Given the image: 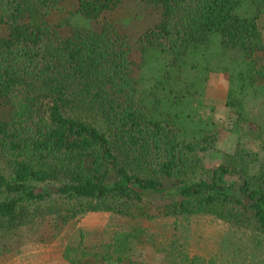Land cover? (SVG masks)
Wrapping results in <instances>:
<instances>
[{"label": "trees", "instance_id": "trees-1", "mask_svg": "<svg viewBox=\"0 0 264 264\" xmlns=\"http://www.w3.org/2000/svg\"><path fill=\"white\" fill-rule=\"evenodd\" d=\"M130 1L158 14L134 45L110 19ZM261 15L264 0H0V257L28 231L67 264H145L144 246L161 264H264V156L243 143L264 105ZM212 72L236 139L209 167ZM89 212L110 214L100 231L77 225Z\"/></svg>", "mask_w": 264, "mask_h": 264}, {"label": "rangeland", "instance_id": "rangeland-1", "mask_svg": "<svg viewBox=\"0 0 264 264\" xmlns=\"http://www.w3.org/2000/svg\"><path fill=\"white\" fill-rule=\"evenodd\" d=\"M243 11L241 13H245ZM117 28L126 34L131 43L137 42L139 33L147 26L154 24L158 20L157 10L150 4L140 1L125 2L110 16ZM259 27L264 34V15L258 19ZM226 75L220 72L209 74L205 88L204 100L207 104L214 106L213 120L221 127V134L217 141L216 149L203 153L202 159L206 166L213 167L221 161L223 152L233 148L236 136L228 132L231 120L234 118L231 111L225 106L227 92ZM253 123L246 127L247 134L243 139L246 147L259 150L264 156V105L256 108L253 112ZM110 214L89 212L77 221V225L85 230L100 231L104 228ZM34 235L24 231L17 248L9 252L5 257H0V264H67L61 255V245L59 241L48 244L36 242ZM195 237V235H194ZM190 254H199L209 258L216 251V245L207 238L202 240L192 239L190 244ZM136 258L145 264H161L162 255L151 246L138 247Z\"/></svg>", "mask_w": 264, "mask_h": 264}, {"label": "crops", "instance_id": "crops-1", "mask_svg": "<svg viewBox=\"0 0 264 264\" xmlns=\"http://www.w3.org/2000/svg\"><path fill=\"white\" fill-rule=\"evenodd\" d=\"M92 213H103L105 215L106 212H92Z\"/></svg>", "mask_w": 264, "mask_h": 264}]
</instances>
